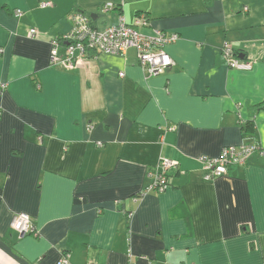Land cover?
<instances>
[{
    "label": "crops",
    "instance_id": "1",
    "mask_svg": "<svg viewBox=\"0 0 264 264\" xmlns=\"http://www.w3.org/2000/svg\"><path fill=\"white\" fill-rule=\"evenodd\" d=\"M74 12L97 30L146 15L144 35L179 36L174 66L148 77L133 49L52 66ZM244 142L264 146V0H0V264H264V158L211 182L199 162ZM162 158L171 187L142 194ZM23 213L34 234L12 230Z\"/></svg>",
    "mask_w": 264,
    "mask_h": 264
},
{
    "label": "built area",
    "instance_id": "2",
    "mask_svg": "<svg viewBox=\"0 0 264 264\" xmlns=\"http://www.w3.org/2000/svg\"><path fill=\"white\" fill-rule=\"evenodd\" d=\"M51 5L50 2L40 3L42 8ZM115 8L114 4L109 3L102 7V11L108 13ZM243 11L247 13L249 9L244 8ZM14 14L16 17H21L23 13L21 10H16ZM69 20L72 24L70 32L51 41L52 66L71 69L81 59L98 55L123 56L131 49L135 50L139 65L148 77L163 75L175 64L166 47L175 43L179 36L168 35L156 29H153L151 36L144 35L142 29L150 28V20L144 14L137 16L132 24L120 16L116 24L103 30H97L93 25V19L81 12L72 13ZM29 33L35 36L37 30L31 29ZM222 57L231 69L240 71L252 69V64L241 61L239 54L229 45L223 48ZM123 76L124 74L121 73L120 77ZM255 155L264 158V146L244 142L223 148L217 157L203 156L199 159L204 171L203 179L211 182L227 175L232 166H244ZM176 167V162L162 158L149 173L152 183L142 191V194L151 191L166 192L171 187L169 172ZM132 216V213L128 214L129 218ZM11 228L19 236L34 234L36 231L31 217L25 213L14 216ZM57 264H70V255L63 253Z\"/></svg>",
    "mask_w": 264,
    "mask_h": 264
},
{
    "label": "trees",
    "instance_id": "3",
    "mask_svg": "<svg viewBox=\"0 0 264 264\" xmlns=\"http://www.w3.org/2000/svg\"><path fill=\"white\" fill-rule=\"evenodd\" d=\"M244 133L246 134H252L255 131L254 123L253 121L248 122L247 125L243 128Z\"/></svg>",
    "mask_w": 264,
    "mask_h": 264
}]
</instances>
